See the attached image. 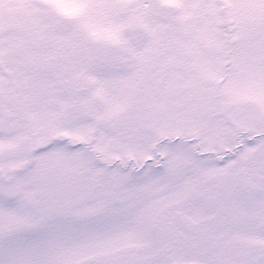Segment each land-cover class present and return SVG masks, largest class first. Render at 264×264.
I'll use <instances>...</instances> for the list:
<instances>
[{
    "label": "snow or ice",
    "instance_id": "1",
    "mask_svg": "<svg viewBox=\"0 0 264 264\" xmlns=\"http://www.w3.org/2000/svg\"><path fill=\"white\" fill-rule=\"evenodd\" d=\"M0 264H264V0H0Z\"/></svg>",
    "mask_w": 264,
    "mask_h": 264
}]
</instances>
